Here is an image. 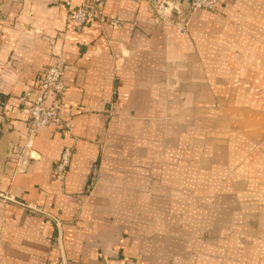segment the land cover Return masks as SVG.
<instances>
[{"label":"crops","instance_id":"1","mask_svg":"<svg viewBox=\"0 0 264 264\" xmlns=\"http://www.w3.org/2000/svg\"><path fill=\"white\" fill-rule=\"evenodd\" d=\"M83 2L0 0V264H264V0H105L79 31ZM54 54L72 135L41 129L15 172Z\"/></svg>","mask_w":264,"mask_h":264},{"label":"built area","instance_id":"2","mask_svg":"<svg viewBox=\"0 0 264 264\" xmlns=\"http://www.w3.org/2000/svg\"><path fill=\"white\" fill-rule=\"evenodd\" d=\"M220 2L221 0H191L190 9L192 11H216ZM67 5H70V1H67ZM104 8L105 0H84L71 12L70 19L81 31L90 21H106ZM166 8L174 11L175 7L170 4H163L158 10V15L165 16ZM179 14V20L176 24L178 26L185 25V12L179 11ZM109 22L113 27H119L121 23L118 17L111 18ZM66 70V62L54 54L53 63L39 74L32 89L21 98L23 102H29L26 110L28 119L25 131L15 130L16 141L13 143L11 151L15 172L26 171L30 161L34 159V142L41 129L55 126L60 128L65 135H72L71 123L65 121L61 116L64 109L62 96L65 91ZM73 152V148L66 147L54 165L52 173L59 181H63L69 171ZM56 223L57 226H60L59 221Z\"/></svg>","mask_w":264,"mask_h":264},{"label":"rangeland","instance_id":"3","mask_svg":"<svg viewBox=\"0 0 264 264\" xmlns=\"http://www.w3.org/2000/svg\"><path fill=\"white\" fill-rule=\"evenodd\" d=\"M185 2H187V1H185ZM188 3V2H187ZM175 8H174V11H175V16H176V19L178 20V18H179V11L182 13L184 10H183V8H182V5L181 4H179V3H175L174 5H173ZM194 11H192L191 9H190V7H189V13L191 14V13H193ZM177 22V21H176ZM181 24V23H180ZM178 26V25H177ZM181 26H183V27H187V22H186V24L184 25V24H181ZM181 26H178V27H181ZM182 28V27H181ZM95 184H96V181L93 179L92 180V182H91V184H90V187H89V189L88 190H90L91 192H92V189L94 188V186H95ZM88 193H89V191H88Z\"/></svg>","mask_w":264,"mask_h":264},{"label":"water","instance_id":"4","mask_svg":"<svg viewBox=\"0 0 264 264\" xmlns=\"http://www.w3.org/2000/svg\"><path fill=\"white\" fill-rule=\"evenodd\" d=\"M184 1H187L189 5L191 4V0H184Z\"/></svg>","mask_w":264,"mask_h":264}]
</instances>
